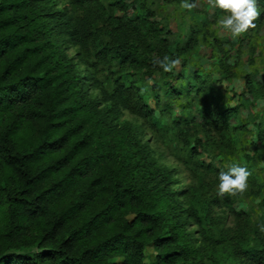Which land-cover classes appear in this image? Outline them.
I'll return each instance as SVG.
<instances>
[{
	"label": "trees",
	"instance_id": "1",
	"mask_svg": "<svg viewBox=\"0 0 264 264\" xmlns=\"http://www.w3.org/2000/svg\"><path fill=\"white\" fill-rule=\"evenodd\" d=\"M90 1L73 0L84 11L74 17L55 10L52 0H0V264H146L149 247L156 254L149 264L198 263L207 256L193 246L186 225L193 221L205 236V206L183 208L170 174L151 162L136 128L117 121L133 96L139 110L154 113L145 103L157 98L153 89L142 91L130 71L148 62L141 75L149 76L163 70L156 61L177 55L163 38L153 56L140 53V41L153 47L152 23L138 13L125 21L107 15L118 1ZM104 15L105 29L96 27ZM65 39L87 54L97 49L95 57L68 58ZM98 62L109 75L96 68L85 77L80 65ZM221 67L227 72L226 62ZM234 112L214 106L203 115L217 123ZM25 127L30 136L20 135ZM258 139L264 141L260 130ZM251 185L260 194L255 179ZM236 216L242 221L234 237L214 243L235 249L229 264H264L263 250L242 248L252 228ZM253 233L260 236L257 228Z\"/></svg>",
	"mask_w": 264,
	"mask_h": 264
},
{
	"label": "rangeland",
	"instance_id": "2",
	"mask_svg": "<svg viewBox=\"0 0 264 264\" xmlns=\"http://www.w3.org/2000/svg\"><path fill=\"white\" fill-rule=\"evenodd\" d=\"M112 1H118V5L106 9L107 15L125 21L135 19L138 13L157 30L149 37L153 47L139 42L140 53L153 56L157 43L163 38L167 50L180 58V64L167 73L154 69L149 76L141 75L149 67L148 62L145 70H131L136 86L153 89L157 98L150 96L145 103L154 113L150 117L146 111L139 110L133 96L131 110H125L117 121H126L136 128L151 162L170 174V189L183 208L197 204L205 206V236L198 235L193 221L186 225L193 246L202 247L203 255L207 256L195 264H229L225 259L235 249L228 241L217 242L234 237L233 231L242 221L237 218L238 213L252 228L246 233L242 248L264 251V141L258 139L259 130L264 133V0H258L261 15L255 21L256 27L235 41L227 30L217 26L223 13L211 9L207 0H196L197 7L190 12L181 10V0ZM52 6L55 10H66L74 17L84 14L73 5V0H52ZM107 15L96 27L105 29ZM61 44L68 58H76L78 54L82 59L94 58L97 50L93 48L95 50L91 49L87 54L66 39ZM221 61L226 62L227 72L221 67ZM80 68L85 77L96 73V68L99 75L105 77L108 74L100 62L95 67L80 65ZM110 73L109 77H115L117 68H111ZM195 74L201 79L194 80ZM149 80L152 81L150 85ZM187 85L193 89L190 95L185 92ZM205 87L209 89L208 94ZM172 90L178 94H173ZM91 95L98 97L96 91ZM214 106L235 109V112L228 120L211 123L212 117L205 120L203 110L211 113ZM226 124L237 131L233 133ZM31 134L29 127L20 131L24 137ZM193 147L196 151L191 154L189 149ZM232 164L246 167L251 173L248 189L235 197L220 198L216 193L218 174ZM254 179L262 189L260 194L254 193L255 188L251 185ZM254 228L260 236L253 233ZM155 256L154 250L147 248L145 263H152Z\"/></svg>",
	"mask_w": 264,
	"mask_h": 264
},
{
	"label": "clouds",
	"instance_id": "3",
	"mask_svg": "<svg viewBox=\"0 0 264 264\" xmlns=\"http://www.w3.org/2000/svg\"><path fill=\"white\" fill-rule=\"evenodd\" d=\"M211 9L223 13L218 20L217 26L222 30H227L233 41L237 40L250 29L256 27L255 21L261 15L258 0H207ZM197 7L196 0H181V10L192 11ZM164 72H171L173 68L180 64V58L170 59L167 55L162 60L156 61ZM151 80L148 81L150 85ZM147 91V89H142ZM251 173L246 167L239 164H232L227 170H221L218 174L217 196H237L243 194L248 189V178Z\"/></svg>",
	"mask_w": 264,
	"mask_h": 264
}]
</instances>
